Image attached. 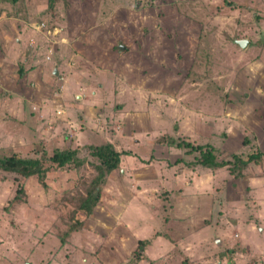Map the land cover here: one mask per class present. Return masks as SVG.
I'll return each mask as SVG.
<instances>
[{
	"label": "rangeland",
	"instance_id": "374dc122",
	"mask_svg": "<svg viewBox=\"0 0 264 264\" xmlns=\"http://www.w3.org/2000/svg\"><path fill=\"white\" fill-rule=\"evenodd\" d=\"M33 5L39 32L0 85V152L68 146L83 162L43 183L0 171V264H264V156L236 175L189 168L199 152L175 145L264 153V0ZM104 141L118 168L64 236L88 146Z\"/></svg>",
	"mask_w": 264,
	"mask_h": 264
},
{
	"label": "trees",
	"instance_id": "16d2710c",
	"mask_svg": "<svg viewBox=\"0 0 264 264\" xmlns=\"http://www.w3.org/2000/svg\"><path fill=\"white\" fill-rule=\"evenodd\" d=\"M175 145L185 146L199 152L198 156L194 155L192 160L186 162L189 168L216 169L225 166L229 172L236 175L248 163L264 156V153L259 151H250L244 156L231 153L230 159H218L211 147L207 145L201 147L187 142H176ZM88 149L89 155L94 158V161L90 163L92 173L87 180L81 182V190L67 196V202L71 204V207L67 213L66 228L62 233L64 236L82 225L83 219L91 213L98 201L99 188L106 176L118 168L120 153L111 143L104 141L88 146ZM82 162L76 157L75 151L68 146L51 149L49 154L38 157H23L13 152H0V171L24 178L35 176L39 183H43L49 170L78 168ZM22 194L23 191L19 188L14 198L20 200ZM142 244V240H137L136 249H140Z\"/></svg>",
	"mask_w": 264,
	"mask_h": 264
},
{
	"label": "crops",
	"instance_id": "0c3cea01",
	"mask_svg": "<svg viewBox=\"0 0 264 264\" xmlns=\"http://www.w3.org/2000/svg\"><path fill=\"white\" fill-rule=\"evenodd\" d=\"M33 7H35L33 0H0V85L2 87L6 80L10 78L16 80L12 71L18 69L11 59L22 55L25 49H29L26 45H32L33 42L29 36L38 30L37 26L27 18ZM53 69L55 68L51 67V75ZM39 73L37 74L40 75Z\"/></svg>",
	"mask_w": 264,
	"mask_h": 264
},
{
	"label": "water",
	"instance_id": "95a60500",
	"mask_svg": "<svg viewBox=\"0 0 264 264\" xmlns=\"http://www.w3.org/2000/svg\"><path fill=\"white\" fill-rule=\"evenodd\" d=\"M235 43L240 47V48H244L245 44H246V40L245 39H237L235 40ZM118 49H122L123 45H117ZM56 69H53L52 74L56 75Z\"/></svg>",
	"mask_w": 264,
	"mask_h": 264
},
{
	"label": "built area",
	"instance_id": "2783aa9c",
	"mask_svg": "<svg viewBox=\"0 0 264 264\" xmlns=\"http://www.w3.org/2000/svg\"><path fill=\"white\" fill-rule=\"evenodd\" d=\"M40 26L43 27V24L40 23ZM47 32H48V30H47ZM46 52H47V54L44 56V59H45V60H49V59H50L49 56H50V54H51V49H48Z\"/></svg>",
	"mask_w": 264,
	"mask_h": 264
}]
</instances>
